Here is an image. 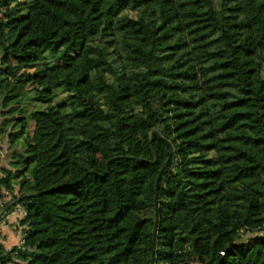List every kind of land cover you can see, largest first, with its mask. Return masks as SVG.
I'll use <instances>...</instances> for the list:
<instances>
[{"label": "trees", "instance_id": "1", "mask_svg": "<svg viewBox=\"0 0 264 264\" xmlns=\"http://www.w3.org/2000/svg\"><path fill=\"white\" fill-rule=\"evenodd\" d=\"M1 131L0 264H264V0H0Z\"/></svg>", "mask_w": 264, "mask_h": 264}, {"label": "rangeland", "instance_id": "2", "mask_svg": "<svg viewBox=\"0 0 264 264\" xmlns=\"http://www.w3.org/2000/svg\"><path fill=\"white\" fill-rule=\"evenodd\" d=\"M173 8L169 9V12L172 11ZM3 98H1L2 101ZM56 99L54 98V101ZM58 101V100H56ZM2 134V131L0 133V145L2 147L1 152V162L0 166L2 168L0 169V175H2L1 170L3 168L13 169L9 162L12 159L11 158V152L12 150L9 149V143H8V136ZM215 143L218 145V147L221 148L220 156L224 159H227V157L230 155L229 151L225 148L227 146L226 139L229 136V133H221L216 132L215 133ZM8 161V162H6ZM18 193V190H14V194L11 191L5 190L3 192V199H0V242L5 246L6 249H11L15 245H19L23 243L24 236L26 234L27 227L24 223V217L26 215V211L22 205L19 204L20 200H13V195H16ZM15 203V204H13ZM9 207V208H8ZM8 208V209H7ZM264 215V210H263ZM151 231V226H147L144 229V234H148ZM146 232V233H145ZM8 235H10L13 240H9ZM264 236V232H255L253 235H249V233H246L244 236L243 243L247 242L248 240L255 238V237H262ZM199 264V263H196Z\"/></svg>", "mask_w": 264, "mask_h": 264}, {"label": "crops", "instance_id": "3", "mask_svg": "<svg viewBox=\"0 0 264 264\" xmlns=\"http://www.w3.org/2000/svg\"><path fill=\"white\" fill-rule=\"evenodd\" d=\"M6 162H8V161H6ZM2 168V166H0V169ZM9 238H10V240H13L14 238H12L10 235H8V240H9Z\"/></svg>", "mask_w": 264, "mask_h": 264}, {"label": "water", "instance_id": "4", "mask_svg": "<svg viewBox=\"0 0 264 264\" xmlns=\"http://www.w3.org/2000/svg\"><path fill=\"white\" fill-rule=\"evenodd\" d=\"M4 98H5V97H3V99H2V101H1V102H3V101H4ZM13 204H15V203H13ZM8 208H9V207H8ZM8 208H7V209H8Z\"/></svg>", "mask_w": 264, "mask_h": 264}]
</instances>
